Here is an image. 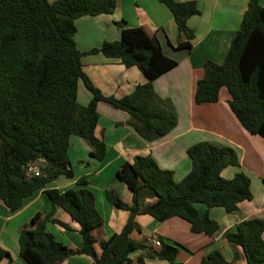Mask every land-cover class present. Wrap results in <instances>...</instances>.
<instances>
[{
	"label": "trees",
	"instance_id": "obj_1",
	"mask_svg": "<svg viewBox=\"0 0 264 264\" xmlns=\"http://www.w3.org/2000/svg\"><path fill=\"white\" fill-rule=\"evenodd\" d=\"M159 1L171 11L178 32L175 46L166 42L175 49L189 50L194 31L187 19L200 13L196 2ZM115 7V0H0V199L14 212L22 207L24 199L43 189L52 205L48 214L36 213L20 230L19 255L27 264H58L72 254L88 255L92 264H146L148 258L163 261L160 264H180L176 246L162 242L160 249H155L145 240L130 237L134 230L140 231L137 214L146 213L159 221L179 217L190 224L192 232L212 235L218 225L206 212L200 215L196 203L233 212L240 201L251 198L247 174L237 171L229 179L221 175L225 167L238 165L236 151L212 141H199L187 149L192 166L179 181L172 170L161 168L149 154L123 163L117 176L130 189L131 203L122 201L113 190H106L105 195L111 205L127 210L128 218L120 232L105 239L94 234L103 218L90 189L46 187L59 175L73 174L68 157L71 135L89 143L91 157L104 158L105 144L94 133L100 101L129 113L128 124L148 142L166 135L176 125L171 101L155 92L152 80L177 62L164 54L156 36L147 35L141 27H127L120 21V38L104 41L90 52L119 58L125 67L136 66L146 82L122 97L106 96L84 73L82 53L74 40L75 20L85 15L110 14ZM80 81L91 94L87 105L77 101ZM222 86L230 95L228 105L242 127L264 138V6L259 0H248L224 61H205L194 102H216ZM38 160L42 161L39 175L27 176L24 166ZM77 182L86 184V178ZM143 190L156 201L143 205ZM56 207L79 224L82 241L78 248L57 241L46 229L48 221L66 226L53 218ZM263 231L264 220L250 218L237 223L224 237L242 249L247 264H264ZM96 242L101 248L99 256ZM138 251L140 254L132 259L131 254ZM6 257L9 252L0 247V261ZM199 264L226 261L219 249H213Z\"/></svg>",
	"mask_w": 264,
	"mask_h": 264
},
{
	"label": "crops",
	"instance_id": "obj_2",
	"mask_svg": "<svg viewBox=\"0 0 264 264\" xmlns=\"http://www.w3.org/2000/svg\"><path fill=\"white\" fill-rule=\"evenodd\" d=\"M54 1V0H50ZM184 1V0H178ZM200 13L190 16L187 25L194 31L191 48L175 49L178 32L169 8L159 0H115L116 7L110 14L85 15L75 20L74 40L82 53V69L92 84L106 96L122 97L147 81L136 67H125L119 58L106 57L101 52L91 53L104 41L118 40L121 26L141 27L149 36H156L166 56L177 64L152 80L155 92L171 101L176 125L164 136L153 141L144 140L128 124L129 113L116 109L105 102L97 103L98 119L95 136L105 144V155L97 160L89 155V143L71 135L68 145V157L72 176L59 175L50 180L46 187L65 190L86 187L94 193L95 206L103 218L100 227L94 230L98 239L108 238L122 229L128 218V211L116 208L106 198V190H113L125 203H131L132 193L127 185L118 178L117 171L125 162H132L137 155H151L161 168L173 171L176 181L181 180L191 169L192 161L187 149L199 141H212L232 147L238 157L237 166L225 167L221 175L229 179L237 171H243L250 179L251 198L238 203L237 209L227 212L223 207H206L196 203L200 215L205 212L213 219L218 229L212 235L203 232L194 233L190 224L179 217L159 221L146 213L137 214L136 222L140 231L134 230L130 237L145 240L155 249L162 242L178 248L176 260L180 264H199L211 250L219 249L226 264H247L242 249L230 244L224 237L227 231H233L236 224L244 219L260 218L264 220V138L249 133L239 123L231 111L228 100L230 95L226 87L219 90L216 102L196 104L194 92L196 83L204 75L205 61L220 64L224 61L231 41L240 27L248 0H194ZM264 6V0H259ZM169 43L172 45L170 46ZM90 92L83 82L78 83L77 101L87 105ZM39 166L42 161L34 162ZM86 178V184L77 180ZM156 197L143 190L142 204H152ZM52 205L43 189L24 199L22 207L11 212L0 199V247L9 252L0 264H27L19 255L18 238L20 230L29 224L36 213L48 214ZM53 218L63 226L52 221L46 223V229L55 239L71 249L80 246L82 237L80 226L60 207H56ZM33 228L34 226H30ZM264 239V231L261 234ZM158 241L159 245H153ZM96 254H101L99 244L94 243ZM140 252L131 254L135 259ZM93 259L85 254H72L58 264H92ZM157 258L146 259V264H160Z\"/></svg>",
	"mask_w": 264,
	"mask_h": 264
},
{
	"label": "built area",
	"instance_id": "obj_3",
	"mask_svg": "<svg viewBox=\"0 0 264 264\" xmlns=\"http://www.w3.org/2000/svg\"><path fill=\"white\" fill-rule=\"evenodd\" d=\"M24 169H25V174L27 176L39 175V173H40L39 167L34 162H28L24 166ZM152 244L155 245V246H158L159 242L158 241H153Z\"/></svg>",
	"mask_w": 264,
	"mask_h": 264
}]
</instances>
